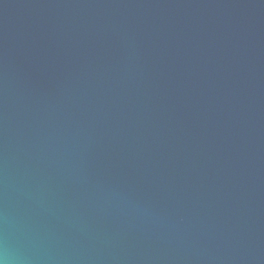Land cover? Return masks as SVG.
<instances>
[{
    "label": "water",
    "instance_id": "1",
    "mask_svg": "<svg viewBox=\"0 0 264 264\" xmlns=\"http://www.w3.org/2000/svg\"><path fill=\"white\" fill-rule=\"evenodd\" d=\"M0 261L264 264V0H0Z\"/></svg>",
    "mask_w": 264,
    "mask_h": 264
},
{
    "label": "clouds",
    "instance_id": "2",
    "mask_svg": "<svg viewBox=\"0 0 264 264\" xmlns=\"http://www.w3.org/2000/svg\"><path fill=\"white\" fill-rule=\"evenodd\" d=\"M0 264H4V262L3 261H0Z\"/></svg>",
    "mask_w": 264,
    "mask_h": 264
}]
</instances>
